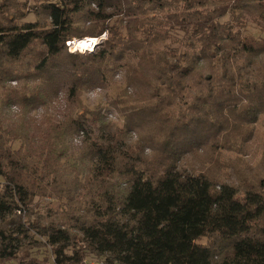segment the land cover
Returning a JSON list of instances; mask_svg holds the SVG:
<instances>
[{"label":"trees","instance_id":"trees-1","mask_svg":"<svg viewBox=\"0 0 264 264\" xmlns=\"http://www.w3.org/2000/svg\"><path fill=\"white\" fill-rule=\"evenodd\" d=\"M42 10L0 14V264H264V150L221 154L264 117V0Z\"/></svg>","mask_w":264,"mask_h":264},{"label":"rangeland","instance_id":"rangeland-1","mask_svg":"<svg viewBox=\"0 0 264 264\" xmlns=\"http://www.w3.org/2000/svg\"><path fill=\"white\" fill-rule=\"evenodd\" d=\"M46 1L48 0H0V14H3L5 10H10L11 16H14L15 14H23L25 20H41L46 18V14L42 10L43 4ZM246 33L257 35L258 31L253 24L248 23ZM104 38H106L105 34L101 35V37L97 39ZM70 48L72 51L76 50L77 52H82V50H84V48L78 46V44H73L70 46ZM104 98L105 97L103 91L99 89L91 90L90 92L84 93L82 95L84 103L89 105H96L99 103V105H101L105 100ZM116 112V110L113 111L115 115ZM262 150H264V117L260 118L259 123L255 127L254 139L247 144L246 152H248V154L246 157L237 155L235 154V152H227L225 150L221 154L224 160L239 157L243 162H246V164L256 169V165L260 160ZM204 241H206V239H203L202 242L204 243ZM34 254L36 260H38L37 262L41 264H53L50 248L37 249L35 250ZM34 256L32 255V257Z\"/></svg>","mask_w":264,"mask_h":264},{"label":"built area","instance_id":"built-area-1","mask_svg":"<svg viewBox=\"0 0 264 264\" xmlns=\"http://www.w3.org/2000/svg\"><path fill=\"white\" fill-rule=\"evenodd\" d=\"M95 40H98V42L101 40V39H97V38H84V39H81V40H72V41H67L66 44L67 46L69 47V49L71 50L70 46L71 45H77L79 44L80 42H86L87 43V47H82L84 48V50L82 51H86V50H91L96 44H95ZM72 51V50H71ZM76 51V50H75ZM84 264H119V263H105L104 261H101V260H97L95 258H88L84 261Z\"/></svg>","mask_w":264,"mask_h":264},{"label":"bare ground","instance_id":"bare-ground-1","mask_svg":"<svg viewBox=\"0 0 264 264\" xmlns=\"http://www.w3.org/2000/svg\"><path fill=\"white\" fill-rule=\"evenodd\" d=\"M85 45H86V46H85ZM78 46H80V47H87L88 45H87L86 42H80V43L78 44Z\"/></svg>","mask_w":264,"mask_h":264},{"label":"water","instance_id":"water-1","mask_svg":"<svg viewBox=\"0 0 264 264\" xmlns=\"http://www.w3.org/2000/svg\"><path fill=\"white\" fill-rule=\"evenodd\" d=\"M78 40H81V39H78ZM98 42V40H95V44Z\"/></svg>","mask_w":264,"mask_h":264},{"label":"snow or ice","instance_id":"snow-or-ice-1","mask_svg":"<svg viewBox=\"0 0 264 264\" xmlns=\"http://www.w3.org/2000/svg\"><path fill=\"white\" fill-rule=\"evenodd\" d=\"M86 46V45H85Z\"/></svg>","mask_w":264,"mask_h":264}]
</instances>
